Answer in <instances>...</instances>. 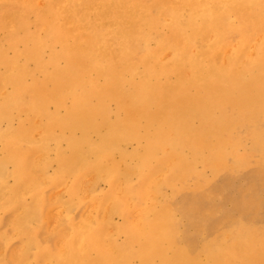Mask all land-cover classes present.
Masks as SVG:
<instances>
[{
  "label": "rangeland",
  "instance_id": "374dc122",
  "mask_svg": "<svg viewBox=\"0 0 264 264\" xmlns=\"http://www.w3.org/2000/svg\"><path fill=\"white\" fill-rule=\"evenodd\" d=\"M263 169L264 0H0V264H264Z\"/></svg>",
  "mask_w": 264,
  "mask_h": 264
},
{
  "label": "bare ground",
  "instance_id": "6f19581e",
  "mask_svg": "<svg viewBox=\"0 0 264 264\" xmlns=\"http://www.w3.org/2000/svg\"><path fill=\"white\" fill-rule=\"evenodd\" d=\"M91 1V0H90ZM90 6V5H89ZM89 6H87L86 8H83L84 10L85 9H87ZM83 11V10H82ZM84 12V11H83ZM32 45L33 44H31V46H28V47H32ZM77 51V50H76ZM76 54H77V52H76ZM34 56L35 57H38V53L35 51V53H34ZM70 62H71V64L73 65V66H75V68L76 69H78V67H79V61H78V54L75 56V57H72L71 59H70ZM115 70H116V68L114 67V69L110 72V74H109V77L111 78V79H113V80H115V81H117L118 80V77H119V74H117L116 72H115ZM188 70H191L190 68H188ZM191 71H193L194 72V70L192 69ZM186 73H188V71H186V70H184V71H180V77H184V76H188ZM195 73V72H194ZM86 86V84H83V83H81L80 84V88H81V90L80 91H78V90H76L77 91V95H76V98L79 100L80 98H83V94L81 93V92H83V88ZM170 106H177L180 110H184L186 107H187V102L186 101H182V100H179L178 102H176L175 104H171V105H169V106H167V108H169ZM170 118H171V116L170 115H168V122H170ZM176 122H178V119L176 118V117H174L173 118V123L175 124ZM164 125H166V123L165 124H162L161 126H164ZM260 177L262 178V180H263V182H264V169L262 170V172L260 173ZM187 200V202H185V205H187V207H189V208H187V211H186V215L189 213L190 215L189 216H191L192 215V213L194 212V214H195V211L194 210H196V211H198L199 209H202L203 208V206H204V200L202 199V198H196V199H193V200H191V199H186ZM194 209V210H193ZM188 210H190L191 212H189ZM196 216V215H195ZM197 217V216H196ZM151 248L153 249H158V247H157V245H154V243L153 242H151Z\"/></svg>",
  "mask_w": 264,
  "mask_h": 264
}]
</instances>
